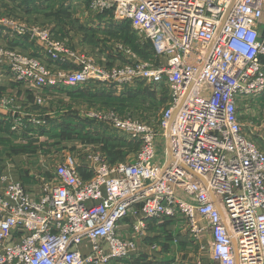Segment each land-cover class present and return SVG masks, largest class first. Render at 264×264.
<instances>
[{"label": "built area", "instance_id": "obj_1", "mask_svg": "<svg viewBox=\"0 0 264 264\" xmlns=\"http://www.w3.org/2000/svg\"><path fill=\"white\" fill-rule=\"evenodd\" d=\"M84 1L93 15L128 23L154 60L119 47L125 63L100 67L50 28L0 8V35L44 45L45 56L37 57L0 47L11 77L45 90L165 86L169 103L157 122L90 113L138 147L131 162L110 164L88 148V178L79 155L67 150L37 194L0 175V264H126L143 254L119 231L132 217H139L131 228L139 238L155 224L185 221L186 236L201 250L202 234L211 235L215 264H264V152L245 132L242 114L264 96V0ZM68 59L74 69L53 75ZM13 104L0 101L10 131L42 123L18 115Z\"/></svg>", "mask_w": 264, "mask_h": 264}, {"label": "crops", "instance_id": "obj_2", "mask_svg": "<svg viewBox=\"0 0 264 264\" xmlns=\"http://www.w3.org/2000/svg\"><path fill=\"white\" fill-rule=\"evenodd\" d=\"M19 16L20 22L50 28L54 36L62 41L69 50L77 55L93 59L100 67L106 69L119 67L122 64L118 61L119 55L122 56L119 47H130L128 43L122 41L119 43V40L113 37L121 36L123 33H126L128 37V34L134 33L130 25L128 27L126 23L117 21L111 13L93 15L88 9L81 16H77L81 19V24L78 27L76 26L74 29L69 27L66 31L63 30L62 34L54 29L53 21H31L24 16ZM51 24L53 25L50 27ZM129 30L130 33L127 32ZM42 46L44 47L43 44L39 42L37 44L29 37L14 38L8 31L6 34L0 35V47L15 49L22 54L42 56L44 54ZM74 63L75 61L72 59L60 62L51 68L52 74L59 71L69 72L74 69ZM112 86H114L113 88L117 87ZM112 86L90 84L84 89L62 87L45 90L31 83L16 82L11 77L8 67L0 63V101L11 99L18 115L42 122L41 124H31L27 129L17 131L16 137L18 138H12L4 129V120L10 113L0 106V175L11 177L13 181L23 184L29 192L37 194L40 191L42 179L52 176L51 169L54 159L58 157L60 150L62 152L67 148L74 150L79 155L81 172L88 176L85 174V168L91 164V161L87 158V153L84 155L79 152L85 148H89L91 151L98 149L96 141H90L91 139L86 136L93 130L89 128L98 124L93 122L94 120H89L88 115L97 111H114L121 116H126L118 108L104 107L100 101L95 99L96 92L106 91V88ZM137 88L134 85L129 87V90L136 91ZM117 90L121 92L124 88L118 86ZM122 96L125 95L122 93ZM102 97H99V100ZM123 97H115L113 103L119 104ZM108 101L111 103L112 99L110 98ZM141 115L144 116H141L143 120H147L146 113ZM61 131L66 134L62 136V139L59 136ZM52 132H54L53 135ZM23 133L31 134V139L27 137L24 139ZM32 135L33 137H31ZM83 137L85 139H82ZM13 139L15 141H12ZM59 142L62 144L61 147L57 144ZM138 218H129L119 226V231L127 238L135 240L138 250L143 253L139 257L135 254L132 255L126 264H197L198 262L215 264L208 250L212 241L208 232L201 236V243L206 247L204 250H201L199 244L192 241L191 237L186 236L180 223L178 225L173 222L155 224L150 232L139 238L131 234L132 225ZM173 239H178V242H174ZM85 246V249L89 248V243L86 242ZM153 246H157V249H152ZM84 253L86 254L87 250Z\"/></svg>", "mask_w": 264, "mask_h": 264}, {"label": "rangeland", "instance_id": "obj_3", "mask_svg": "<svg viewBox=\"0 0 264 264\" xmlns=\"http://www.w3.org/2000/svg\"><path fill=\"white\" fill-rule=\"evenodd\" d=\"M0 8L5 9L8 14L13 15L15 18H18V15L24 16L26 19H31V21H53L54 29H57L59 33L62 34V31H66L67 28L71 27L72 29L78 27L81 23V19L78 18V15H82L84 11H87V5H85L84 0H0ZM49 25L50 27L53 25ZM129 27V24L126 23ZM67 26V27H65ZM130 33V30L127 31ZM123 33L121 36H115L113 38L119 40V43L124 42L129 44L131 52L136 53L137 57L140 60L150 61L154 60V55L151 47L145 43L141 36L134 32L131 35ZM114 56V55H113ZM123 56V54H122ZM119 55L118 61L120 63H125V58ZM120 64V65H122ZM106 88V91L96 92L95 99L100 101L104 107H115L123 114L135 115L141 118L142 113H146L147 120L158 121L161 117L162 111L167 107L170 98L169 88L162 86L157 88L146 87L143 84H140L136 91H130L129 88H124V90H117L116 88ZM122 93L125 95L122 96ZM103 96L100 100L99 97ZM122 98L119 104H114V98ZM105 98V99H104ZM112 99V102L109 103L108 99ZM144 103V105H143ZM146 103H149L146 105ZM255 110L246 113L242 112L243 121L245 124V132L252 137L253 141L260 147L264 152V126L257 131L253 127H260L263 125L264 121V96L260 99L254 101ZM147 107V108H146ZM143 109V111H142ZM262 115V118L260 116ZM90 117V114L88 115ZM144 117V116H143ZM91 119L93 122L98 123L95 125L92 131H90L86 136L91 139L90 141H96V146L98 149L93 150L92 152L97 154L99 153L102 157L106 159L110 164L122 163V162H131L134 159V155L137 153L138 147L132 145L128 142L123 136H127L124 133H118L110 124H107L102 121ZM5 132L12 136V138L17 139V132H10L9 126L5 124ZM102 129V130H101ZM24 134V133H23ZM52 135L54 132L51 133ZM31 134H24V139L27 137L30 138ZM66 135L65 133L60 132V137ZM33 137V135L31 136ZM47 138V137H46ZM50 138V137H49ZM97 138V139H95ZM82 139H85L83 137ZM95 139V140H94ZM88 140V139H86ZM12 141H15L14 139ZM45 141V140H44ZM58 146H62L61 142L57 143ZM45 145V144H44ZM160 152L162 153L165 148V141L163 144H160ZM43 146V144H42ZM88 148L81 150L79 153L88 152ZM75 153L74 150L65 148V151L60 150L58 157L54 159L53 166L51 171L53 172L57 163L63 159L62 156H65L66 151ZM88 178L90 175L87 176ZM176 225L177 222H175ZM183 232H187V223L182 221L181 223ZM186 225V226H185Z\"/></svg>", "mask_w": 264, "mask_h": 264}]
</instances>
